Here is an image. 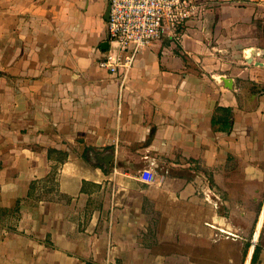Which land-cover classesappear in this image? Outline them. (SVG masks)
<instances>
[{
    "label": "crops",
    "instance_id": "crops-1",
    "mask_svg": "<svg viewBox=\"0 0 264 264\" xmlns=\"http://www.w3.org/2000/svg\"><path fill=\"white\" fill-rule=\"evenodd\" d=\"M193 1L121 91L108 0H0V264H264V0Z\"/></svg>",
    "mask_w": 264,
    "mask_h": 264
},
{
    "label": "built area",
    "instance_id": "built-area-1",
    "mask_svg": "<svg viewBox=\"0 0 264 264\" xmlns=\"http://www.w3.org/2000/svg\"><path fill=\"white\" fill-rule=\"evenodd\" d=\"M109 48L98 65L119 78L122 91L136 58L154 42L168 37L179 39L180 29L200 11L193 0H108ZM151 171H143L140 180L150 183Z\"/></svg>",
    "mask_w": 264,
    "mask_h": 264
},
{
    "label": "rangeland",
    "instance_id": "rangeland-1",
    "mask_svg": "<svg viewBox=\"0 0 264 264\" xmlns=\"http://www.w3.org/2000/svg\"><path fill=\"white\" fill-rule=\"evenodd\" d=\"M240 2L241 3L246 2L248 4L246 6H255V8H257V12L255 13L254 19L252 20L253 25L245 26L243 32H241L244 35L243 38H239V40H237L235 47L232 45L231 52H233L234 50L239 51L240 50L238 48L239 43L240 44H241V42L245 43V41H243L244 39L247 41L248 44H256V47H255L256 49L264 50V1H257V2L240 1ZM233 37L236 39V37H239V34L237 33V35H235ZM236 47H237V49H236ZM247 48H248V46L246 47V49ZM262 54H264V52ZM236 55H237V58H235V59H236L237 64L234 62V56L235 55L233 53V55L230 56L231 58H227L225 60V63L227 66L223 71L229 75L230 74L233 75V74H236L235 70H237V74H240L239 73L240 71H238V69L239 70L243 69V73L241 74L242 78H239V79H241L244 82V84H242V86H248L249 82L246 79V77H248V76H247L246 72L244 71V68H246V65L244 64V59L246 56H252V52L249 53L248 51L247 52L243 51L242 53L236 54ZM256 58H257L258 62L264 61V55L256 56ZM240 60H242V63H239ZM251 68L253 69V73H251V72H250V74L248 73L249 77H254L256 79H260L264 76V71L261 72V71L255 70L254 67H251Z\"/></svg>",
    "mask_w": 264,
    "mask_h": 264
},
{
    "label": "water",
    "instance_id": "water-1",
    "mask_svg": "<svg viewBox=\"0 0 264 264\" xmlns=\"http://www.w3.org/2000/svg\"><path fill=\"white\" fill-rule=\"evenodd\" d=\"M109 14H110V3H109L108 10H107V13H106V20H107V21H108V19H109ZM103 47H104L105 50H108V48H109V43H108V42H105ZM249 62H252V58L249 59ZM260 65H262V64H260Z\"/></svg>",
    "mask_w": 264,
    "mask_h": 264
},
{
    "label": "bare ground",
    "instance_id": "bare-ground-1",
    "mask_svg": "<svg viewBox=\"0 0 264 264\" xmlns=\"http://www.w3.org/2000/svg\"><path fill=\"white\" fill-rule=\"evenodd\" d=\"M250 52H252V50H250L249 53H250ZM263 218H264V210H263L262 215H261V218H260L259 227H257L258 230L261 228V225H262V222H263ZM255 241H256V240H255Z\"/></svg>",
    "mask_w": 264,
    "mask_h": 264
}]
</instances>
